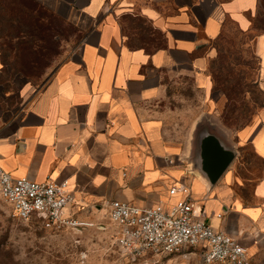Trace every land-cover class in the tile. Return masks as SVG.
Returning a JSON list of instances; mask_svg holds the SVG:
<instances>
[{"label": "crops", "instance_id": "1", "mask_svg": "<svg viewBox=\"0 0 264 264\" xmlns=\"http://www.w3.org/2000/svg\"><path fill=\"white\" fill-rule=\"evenodd\" d=\"M257 1L53 0L77 36L37 85L6 84L0 60V166L34 181L67 180L74 216L85 222L108 219L112 199L171 203L168 187L188 183L209 223L251 264H264V176L247 193L210 182L165 103L173 76L202 73L201 52L225 19L250 28ZM254 42L264 94V33ZM237 137L264 159V105Z\"/></svg>", "mask_w": 264, "mask_h": 264}, {"label": "rangeland", "instance_id": "2", "mask_svg": "<svg viewBox=\"0 0 264 264\" xmlns=\"http://www.w3.org/2000/svg\"><path fill=\"white\" fill-rule=\"evenodd\" d=\"M11 1L16 16L10 21L0 19L3 81L13 86L37 85L73 46L75 28L56 10L53 0ZM262 5L264 0H258L249 29L242 30L232 19H225L220 35L201 52L205 59L202 73L173 76L165 98L171 128L186 148L198 155L202 137L212 134L232 150L231 161L217 179L227 180L243 193L264 176V159L257 157L250 144L236 143L240 129L257 120L264 105L254 42L260 31L251 30L255 16L264 23ZM8 11L6 6L3 14ZM87 222L51 231L35 218L12 216L9 205L0 199V264H201L196 251L129 262L113 244L107 218Z\"/></svg>", "mask_w": 264, "mask_h": 264}, {"label": "built area", "instance_id": "3", "mask_svg": "<svg viewBox=\"0 0 264 264\" xmlns=\"http://www.w3.org/2000/svg\"><path fill=\"white\" fill-rule=\"evenodd\" d=\"M171 203L158 201L138 206L112 199L107 204L110 236L120 255L129 262L149 257L196 251L201 264H251L246 249L230 234L215 229L201 208H195L190 185L172 183ZM0 199L12 216L35 218L51 231L77 228L88 222L77 219L67 180L34 181L15 177L0 166ZM104 228V227H102Z\"/></svg>", "mask_w": 264, "mask_h": 264}, {"label": "water", "instance_id": "4", "mask_svg": "<svg viewBox=\"0 0 264 264\" xmlns=\"http://www.w3.org/2000/svg\"><path fill=\"white\" fill-rule=\"evenodd\" d=\"M233 157V152L222 146L212 134H205L200 141L199 160L210 182H214Z\"/></svg>", "mask_w": 264, "mask_h": 264}, {"label": "trees", "instance_id": "5", "mask_svg": "<svg viewBox=\"0 0 264 264\" xmlns=\"http://www.w3.org/2000/svg\"><path fill=\"white\" fill-rule=\"evenodd\" d=\"M12 4L13 3H12L11 0H4V1L0 0V19L3 18L5 20H7V21H10L11 19H13L16 16V14L14 13L15 11L12 10ZM6 6H7V9L9 11L5 15V14H3V12H5ZM9 6H11V7H9ZM262 6H264V5H262ZM262 9H264V7H262ZM251 30L260 31L258 33L264 32V23L261 22L260 18H257L255 16L252 19V21H251ZM219 35H220V33H219Z\"/></svg>", "mask_w": 264, "mask_h": 264}]
</instances>
